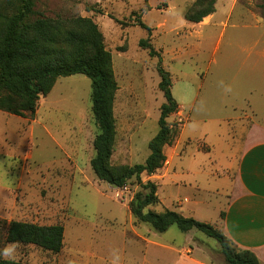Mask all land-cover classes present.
Listing matches in <instances>:
<instances>
[{
  "label": "rangeland",
  "instance_id": "obj_1",
  "mask_svg": "<svg viewBox=\"0 0 264 264\" xmlns=\"http://www.w3.org/2000/svg\"><path fill=\"white\" fill-rule=\"evenodd\" d=\"M194 1L36 0L40 15L90 17L104 34L119 85L114 166L141 164L150 154L149 142L159 130L165 99L159 88V57H151L140 41L149 40L159 52L172 75V94L184 113L178 111L170 121L185 123L175 145L166 148L175 182L142 175L143 182L159 186L162 203L152 207L158 212L176 210L175 203L186 197L195 200L197 194L190 184L202 182L198 169L204 156L198 154L199 145L215 146L214 162L227 137L226 142L234 145L233 153L239 155L250 122L264 124V0H217L215 13L205 24L185 20ZM139 19L151 32L137 25ZM221 81L232 88L231 93H225ZM91 93V80L75 75L60 78L52 92L40 99L33 116L0 111V249L10 244L7 227L13 220L62 224L71 245H85L86 250L108 247L110 254L117 243L95 247L83 242L85 231L130 229L129 203L141 186L132 179L122 188H113L98 180L92 170L94 140L100 130ZM227 117L242 120L225 124ZM193 122L196 128L190 127ZM206 163L209 170L212 166ZM206 201L208 206L201 208L205 215L199 221L215 225L225 199L208 195ZM171 229L181 233L176 226ZM197 233L215 252L221 251L217 240ZM61 254L19 245L11 260L59 264Z\"/></svg>",
  "mask_w": 264,
  "mask_h": 264
},
{
  "label": "trees",
  "instance_id": "obj_2",
  "mask_svg": "<svg viewBox=\"0 0 264 264\" xmlns=\"http://www.w3.org/2000/svg\"><path fill=\"white\" fill-rule=\"evenodd\" d=\"M216 3L217 0H195L185 12V20L201 23L215 13ZM146 4L149 6L147 1ZM136 21L151 32L142 20ZM140 46L149 50L151 57H159V88L165 99L159 130L149 142L150 154L144 163L112 164L117 135L114 107L119 85L104 34L90 17L52 18L36 11V0H0V111L20 117L33 116L40 99L52 92L60 78L88 77L92 86V112L100 130L94 140L91 168L98 180L113 188L137 180L141 190L129 203L136 225L147 224L158 233H165L173 226L184 233L196 230L219 242L224 264H262L253 252L237 247L216 226L177 211L152 209L161 204L158 185L153 181L143 182L142 175L152 176L163 168L167 160L165 149L175 144L183 124L170 121L180 109L172 94L171 73L149 40L142 39ZM64 239L65 227L59 223L40 225L13 220L7 227L8 243L33 245L54 256L63 251ZM0 264L28 263L1 259Z\"/></svg>",
  "mask_w": 264,
  "mask_h": 264
},
{
  "label": "crops",
  "instance_id": "obj_3",
  "mask_svg": "<svg viewBox=\"0 0 264 264\" xmlns=\"http://www.w3.org/2000/svg\"><path fill=\"white\" fill-rule=\"evenodd\" d=\"M210 16L201 23L205 24ZM179 106L181 110L179 109L178 113L184 116L181 104ZM246 119L251 118L246 117ZM235 120L242 118L227 117L224 118V123L232 124ZM222 140L224 141L221 146V156H217L214 162L212 154L215 146L199 145L198 154L204 156L201 159L202 165L200 164L198 169V172H201L202 182L200 180L193 185L190 184L195 195L197 194L195 200L186 197L175 203L174 206L178 210H169L199 221L200 216L205 215L201 208L208 206L206 201L208 195L224 198L225 203L214 226L237 247L253 252L264 264V124L250 122L239 155L233 153L234 145L226 142L229 141L227 137ZM165 154L166 163L158 171L162 174L155 173L148 178L155 180L161 177L175 182L173 179L175 175L171 176V170L168 168L171 160L166 149ZM203 158H208L212 166L209 170V164ZM188 205L192 206L188 207ZM205 223L211 224L208 220ZM130 224V229L85 231L86 239H83V242L90 241L97 245L95 247H100L101 243H117L116 247L111 246L115 249L113 254L108 252V247H103L102 250L92 248L95 250L93 251L89 248L86 250L85 245L82 246L83 248L79 245H71L70 240L66 238L68 232L66 229L65 246L59 257V264H112L114 254L119 257L118 264H224L220 248L215 252L210 244L198 237V231L192 230L188 233L181 231L178 234L172 233L171 227L165 233H158L147 224L136 225L132 215H130ZM146 225L149 227H145Z\"/></svg>",
  "mask_w": 264,
  "mask_h": 264
},
{
  "label": "clouds",
  "instance_id": "obj_4",
  "mask_svg": "<svg viewBox=\"0 0 264 264\" xmlns=\"http://www.w3.org/2000/svg\"><path fill=\"white\" fill-rule=\"evenodd\" d=\"M221 86L224 87V91L225 93H231L232 92V88L230 86H224L223 82H220ZM198 125L193 122L192 125H190V127L192 128H196ZM19 247V243L18 242H12L9 245H6L3 249H0V256H3L5 259H14L17 249ZM118 260L119 257L117 255L114 254V259L112 264H118Z\"/></svg>",
  "mask_w": 264,
  "mask_h": 264
}]
</instances>
